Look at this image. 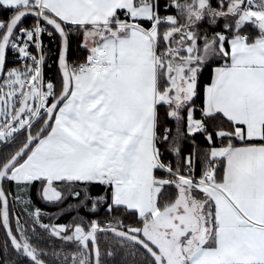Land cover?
Here are the masks:
<instances>
[{"label":"snow or ice","instance_id":"obj_1","mask_svg":"<svg viewBox=\"0 0 264 264\" xmlns=\"http://www.w3.org/2000/svg\"><path fill=\"white\" fill-rule=\"evenodd\" d=\"M163 8L0 0V144L14 146L0 152L5 251L30 264H264V0ZM45 35L59 41L58 84L45 78ZM92 184L104 194L86 197L90 210L113 219L44 223L31 197L62 203Z\"/></svg>","mask_w":264,"mask_h":264},{"label":"trees","instance_id":"obj_2","mask_svg":"<svg viewBox=\"0 0 264 264\" xmlns=\"http://www.w3.org/2000/svg\"><path fill=\"white\" fill-rule=\"evenodd\" d=\"M213 5L217 3V0H211ZM165 3V0H160L161 4V12H164L163 5ZM168 14H174L173 9L168 10ZM9 15L6 11H0V19H5ZM32 19H27L24 24H30L32 23ZM223 25V20L219 21L216 28L217 30L221 29ZM201 30L208 29L209 32H211V27L207 24V21L203 22L201 24ZM246 32L255 34L257 30L249 25L246 29ZM80 37L73 36L71 40V59L73 61L78 59H83L84 56H86V51L83 49H78L77 40ZM58 43L59 41L55 42V44L51 47H47L46 49H51V52L48 54V58L50 59V66H48L46 69V79L51 80L54 83L58 84L59 81V73H58V64L54 62L55 56L58 52ZM54 47V48H53ZM211 75V69L206 68L203 74V83H207L210 80ZM163 111V110H162ZM168 126L171 127L173 130L175 129V124L173 121H168ZM196 143L200 145L201 147L204 146V140L201 136L198 135V138L196 140ZM189 147H191L190 142L185 143V149L187 150ZM14 149L13 145L5 146L3 144H0V152H6V151H12ZM168 159L174 160V157L166 154ZM7 186V185H6ZM103 186L92 184L89 186H82L79 191L81 193L79 198H74L72 196H68L62 203H56V204H49L47 202H44L40 199L38 193L36 191H33L31 193L32 201L35 206L39 207L43 213H45L42 216V220L44 223H50V224H69L72 222L73 218H83L85 221L97 219L101 222L113 219L112 216L107 215L105 208L103 206L99 207V209L95 212L90 210V205L92 203L91 199H86V197H98L104 194L103 192ZM80 200H84L85 204L88 205V207H85L79 203ZM21 205H14V211L13 216H15L16 211L20 209ZM115 217L117 219H122L125 222H129V218L126 216H121L120 213H116ZM23 218V217H22ZM37 232H40L43 234V230L37 228ZM5 231L0 226V264H30V261L23 257H17L16 253L11 249V246L9 244L8 250L5 251ZM108 240V237L101 236L100 238V244L101 248L103 250L106 241ZM50 245H54L57 250H59L60 242L55 239H49L45 237L42 241H40V246L44 247L46 249L49 248Z\"/></svg>","mask_w":264,"mask_h":264},{"label":"built area","instance_id":"obj_3","mask_svg":"<svg viewBox=\"0 0 264 264\" xmlns=\"http://www.w3.org/2000/svg\"><path fill=\"white\" fill-rule=\"evenodd\" d=\"M34 22V21H33ZM32 22V23H33ZM32 23H30V24H25V26L26 27H30L31 25H32ZM43 44L45 45V47L47 48V47H51V46H53L55 43H53V41L49 38V37H47L46 35L45 36H43ZM54 48V47H53ZM9 60H10V66H15V65H18L19 64V61H17V60H15V56H14V54H10V56H9ZM48 64H50V59L48 58ZM48 66H46L45 68H44V74H45V78H46V68H47ZM47 80V79H46Z\"/></svg>","mask_w":264,"mask_h":264},{"label":"water","instance_id":"obj_4","mask_svg":"<svg viewBox=\"0 0 264 264\" xmlns=\"http://www.w3.org/2000/svg\"><path fill=\"white\" fill-rule=\"evenodd\" d=\"M29 19H31V18H29ZM27 259V258H26ZM27 260H29V259H27Z\"/></svg>","mask_w":264,"mask_h":264},{"label":"crops","instance_id":"obj_5","mask_svg":"<svg viewBox=\"0 0 264 264\" xmlns=\"http://www.w3.org/2000/svg\"><path fill=\"white\" fill-rule=\"evenodd\" d=\"M254 27V26H253ZM255 28V27H254ZM257 30V29H256Z\"/></svg>","mask_w":264,"mask_h":264}]
</instances>
